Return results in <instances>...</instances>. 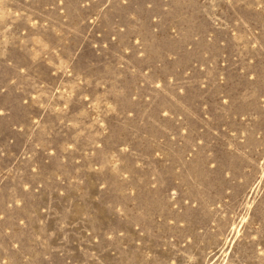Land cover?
Segmentation results:
<instances>
[{
  "label": "rangeland",
  "instance_id": "1",
  "mask_svg": "<svg viewBox=\"0 0 264 264\" xmlns=\"http://www.w3.org/2000/svg\"><path fill=\"white\" fill-rule=\"evenodd\" d=\"M0 264H264V0H0Z\"/></svg>",
  "mask_w": 264,
  "mask_h": 264
}]
</instances>
